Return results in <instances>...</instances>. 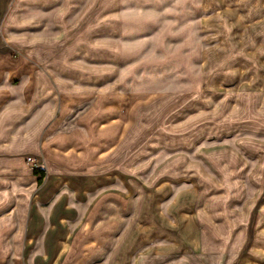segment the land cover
Masks as SVG:
<instances>
[{
	"label": "crops",
	"instance_id": "0c3cea01",
	"mask_svg": "<svg viewBox=\"0 0 264 264\" xmlns=\"http://www.w3.org/2000/svg\"><path fill=\"white\" fill-rule=\"evenodd\" d=\"M20 4L22 15H33L21 25L29 41H21L26 56L16 59L9 51L17 46L16 27L8 20ZM119 12L111 0H0V264H264V145L253 140L249 123L240 126L237 115L225 120L228 115L218 112V138L206 127L168 149L191 151L206 137L218 139V149H203L204 164L188 157L174 168L167 160L165 166L153 161L132 175L94 167L111 160L126 138L130 108L118 107L103 91L67 103L58 86L48 87L54 81L46 75L37 80L41 61L61 50L71 28L68 36L83 33L99 45L79 44L72 57L94 73L74 69L61 79L92 75L85 85L110 81L122 51L106 45L118 38ZM246 15L237 10L232 21ZM261 19L264 13L239 23ZM246 30L261 31L248 24ZM31 49L43 51L30 57ZM47 71L56 69L48 64ZM173 119L166 123L175 126ZM28 157L45 164L44 174L30 169ZM141 163L137 158L135 164Z\"/></svg>",
	"mask_w": 264,
	"mask_h": 264
},
{
	"label": "clouds",
	"instance_id": "9594fccd",
	"mask_svg": "<svg viewBox=\"0 0 264 264\" xmlns=\"http://www.w3.org/2000/svg\"><path fill=\"white\" fill-rule=\"evenodd\" d=\"M186 6L198 5H192L191 0H111V7L120 9L115 19L121 23L114 26L118 38L110 40L106 46L113 52L126 50L127 56L124 59L126 66L124 74L116 80V84L103 89V92L110 93L117 99L118 107L131 105L124 116L128 121L129 131L121 145L118 146V150L113 152L111 160L105 164L96 161L94 167L114 166L136 175L137 172L147 167V163L135 164L139 155L147 154L144 149L146 147H161V137L156 135L157 132L173 133L180 130L191 133L193 136L203 132V129H198L197 124L192 123L191 120L186 122L191 125L190 127H185L183 124L173 126L166 123L171 113L161 115L153 107L154 98L164 90L161 87V82L169 85L177 95L186 94L184 103L202 99V94L211 84L214 76L234 73L235 70L230 61L241 55L242 51L230 45L228 40L216 48H210L206 43H203L210 41L211 37L197 35L202 29L198 27L195 20L186 19ZM240 7L247 8L249 11L248 15L238 18V23L264 9V4L260 3V0H256L255 3L252 0H240ZM32 15L31 13L22 16L12 14L8 23L20 26L30 22ZM161 25L163 26L161 31L152 40L142 38L145 34L156 31L157 27ZM249 27L253 30L259 28L264 31V19H261L257 24L249 25ZM67 32H71V28H66V32L63 34L65 39L61 43V50L54 53L48 52L45 60L41 61L44 63V71L37 76V80L39 81L46 75L48 80L55 82L54 85L49 84L48 87L55 90L58 86L60 92L69 98L67 103H72L77 95L95 92V89L88 88L83 83L91 80L92 75H80L75 80L61 79V75L65 72L71 73L74 69L94 73V70L82 68L80 64L73 62L72 57L76 55V48L79 44L88 43L89 49L99 47V45L86 41L83 38V33L68 36ZM17 39L24 43L29 42L23 36L17 37ZM69 41L72 43H68ZM42 51L31 49L28 51V56L39 57ZM48 64L53 65L56 71L48 73ZM117 85H121V87L117 89ZM251 96L253 97L252 109L250 110L247 105H242L239 119L255 120L257 109L261 116H264V91L252 92ZM149 100H152L153 104H149ZM66 106V104L62 105V107ZM201 115L204 114L201 113ZM207 116L211 119L212 113H208ZM197 119L199 118H192V120ZM262 129H264V122L260 126L253 127L251 135L255 136ZM150 130L151 134H148ZM218 131L220 129L213 125V129H209L208 134L215 135ZM142 133L143 137H141ZM137 138H142L143 142L133 150L130 145H133ZM185 140L184 137H181L180 141L173 139L168 141L164 147H171ZM42 147L37 148V151H41ZM8 150V146H5L4 151ZM161 155L164 160L169 162V167L174 168L181 162L180 153H176L172 157L163 153ZM150 162L148 161V163ZM92 170L90 168L89 173ZM165 171H168V168H165ZM180 174L183 173L181 171L172 172L173 176ZM137 179H142V177L137 176Z\"/></svg>",
	"mask_w": 264,
	"mask_h": 264
},
{
	"label": "rangeland",
	"instance_id": "374dc122",
	"mask_svg": "<svg viewBox=\"0 0 264 264\" xmlns=\"http://www.w3.org/2000/svg\"><path fill=\"white\" fill-rule=\"evenodd\" d=\"M252 2L254 3L256 1L252 0ZM191 4L198 6H186V19L195 20L198 27L202 29V31L197 33L198 36L211 37L210 41H204L203 43H206L210 48H216L221 46L225 40H228L230 45L242 51L241 55L236 56L230 61L235 71L232 75L221 74L214 76L211 84L202 94L203 98L190 100L188 103H184L186 94L177 95L175 91L171 90L169 85L161 82V87L164 90L158 97L154 98V104L152 100H149L148 103L153 104V107L159 111L160 114H166L169 111L171 115L168 116V119L174 115V119L171 120L174 125H176L177 122L183 121L184 117H186L188 121L191 120L192 123L197 124L198 129L213 127V125L218 128L219 112L224 116L228 115L225 120H230V118H228L230 115H237L240 126H244L247 123H249V129L260 126V124L264 122V116H261L258 109L255 112V120H242L239 119V115L242 105H247L250 110L252 109V92L264 91V31L248 32L246 28L247 24L250 25V23L237 24L232 21L231 15L236 13L237 10L241 13L248 12L247 8L240 7V0H191ZM21 11L22 7L20 4L17 9L13 11V13L15 15L22 16ZM262 13H264V9H261L254 14L259 15ZM11 14L12 13H10L9 16H11ZM223 16L224 18H222ZM257 23L258 22H254L253 24ZM14 27H16V31L14 33L16 34L15 38L18 42L16 44L17 46L11 45L9 51L13 54L14 58L19 59L26 55H24L21 50V40L17 39V37L21 36V25H14ZM162 27V25L157 27L156 31L150 34H145L142 38L145 40H152L153 37H156L159 34ZM126 56L127 51H122L119 64L111 67L110 81L102 82V80H100V82H93L91 85L86 86L88 88L95 89L94 93H99L102 92L103 89L108 88L110 85L116 84V80L124 74L126 67L124 65V59ZM95 72L96 74H100L101 70H96ZM120 87L121 85H117V89ZM181 104L183 105L182 107ZM128 108H131V106L128 105ZM201 113L204 115H201ZM208 113H212L211 119L208 118ZM188 116L189 118H187ZM193 117H198L199 119L192 120ZM190 126L191 125L188 123L185 125V127ZM157 135L161 137L160 142L163 141L161 147L159 149L146 147L144 151H146L147 154L139 155L138 157L142 163H148V161H151L148 163V165H150L153 164V161H157L162 163V166H165L167 162L164 160L161 153L169 157H172L176 153H180V158L188 157L192 163H196V165H198L199 163H202L201 154L203 149L212 147H217L218 149V139L211 140L210 137H206L207 139L204 140L203 144L194 147L191 151H169L168 149H170V147H164L168 141L173 139L180 141L181 137L186 138L188 141L189 137H192L193 135L180 130L173 133H163ZM216 135L218 138V134ZM143 136L144 134L141 135V137ZM241 140L242 139H240V141ZM253 140L264 145V132L261 131V133H257ZM142 142L143 139L138 138L137 142L133 145V150L139 147ZM184 142L173 145V147L183 145ZM262 151L263 149L261 147L258 148L255 155H259ZM211 154L212 157H218V152H212ZM29 159H31L32 162H29ZM26 162L32 171L45 168L44 163H39L37 159L33 157H28ZM35 166L38 168H34ZM162 166L160 167L163 168ZM239 234H241V232H239Z\"/></svg>",
	"mask_w": 264,
	"mask_h": 264
},
{
	"label": "trees",
	"instance_id": "16d2710c",
	"mask_svg": "<svg viewBox=\"0 0 264 264\" xmlns=\"http://www.w3.org/2000/svg\"><path fill=\"white\" fill-rule=\"evenodd\" d=\"M35 174H36V175H42V174H44V173L42 172V170L38 169V170L35 171Z\"/></svg>",
	"mask_w": 264,
	"mask_h": 264
},
{
	"label": "built area",
	"instance_id": "2783aa9c",
	"mask_svg": "<svg viewBox=\"0 0 264 264\" xmlns=\"http://www.w3.org/2000/svg\"><path fill=\"white\" fill-rule=\"evenodd\" d=\"M29 162H32V160H31V159H29ZM34 168H36V169H37L38 167H36V166H35Z\"/></svg>",
	"mask_w": 264,
	"mask_h": 264
}]
</instances>
